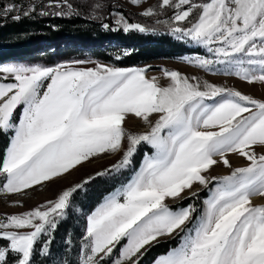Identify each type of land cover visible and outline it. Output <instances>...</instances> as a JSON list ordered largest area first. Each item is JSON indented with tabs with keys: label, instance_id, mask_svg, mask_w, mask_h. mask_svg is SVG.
Returning a JSON list of instances; mask_svg holds the SVG:
<instances>
[{
	"label": "snow or ice",
	"instance_id": "1",
	"mask_svg": "<svg viewBox=\"0 0 264 264\" xmlns=\"http://www.w3.org/2000/svg\"><path fill=\"white\" fill-rule=\"evenodd\" d=\"M130 2L140 7L146 0ZM46 7L59 10L40 15L80 14L69 0ZM103 7L97 0L89 18L100 19L97 10ZM167 9L174 11L171 19L157 22L213 56L186 62L205 71L224 65L225 75L264 84V0H160L159 9L149 7L142 15L154 17ZM36 10L34 0L29 5L9 2L0 7V19L19 21ZM111 15L117 17L116 27L103 23L104 30L147 31L119 13ZM146 71L103 65L87 70L71 65L0 68L4 79L14 77V82L0 83V132L13 133L0 162V194L22 193L92 157L115 154L127 140L121 161L107 170L119 171L131 164L144 142L154 155L146 156L133 179L88 216L81 264H104L117 246L111 264H140L146 246L177 230L183 233L179 247L155 264H264V205L253 204L254 197L264 198V154L256 151L264 150V100L206 81L193 83L176 71H164L171 82L162 87L156 77L146 78ZM129 115L145 124L155 116L156 122L149 132L134 134L125 128ZM229 153H238L249 165L219 180L204 214L183 227L195 209L173 210L166 198L180 197L194 183L207 185L203 173L218 163L216 157L231 167ZM82 187L21 215L0 217V240L7 242L0 245V264H34V253L49 255L51 234L65 217L73 192ZM45 236L49 239L37 249Z\"/></svg>",
	"mask_w": 264,
	"mask_h": 264
},
{
	"label": "rangeland",
	"instance_id": "2",
	"mask_svg": "<svg viewBox=\"0 0 264 264\" xmlns=\"http://www.w3.org/2000/svg\"><path fill=\"white\" fill-rule=\"evenodd\" d=\"M30 1L31 3L33 2V0ZM43 1L47 2L46 5H48L50 2H57L56 0H34L35 4H39ZM196 2L203 3V2H207V0H196ZM159 3L160 0H146V3H143L142 6L137 7L136 5H133L130 2V0H113L112 4L114 5L113 6L114 9L109 12L107 17L111 19L112 22L110 25L112 27H116L115 21L117 19V17L111 15V13L113 12L123 15L125 20L128 23H132V24H140L144 26L143 23L138 22V19H141L142 21H146V23L154 22L156 24H161L158 23L157 21L170 20L171 17L174 15L173 10L171 9L161 10L160 14L154 17H145L142 15V12L149 7L159 9ZM120 9L123 10L125 9L128 12L129 16L126 17L120 11ZM129 19H134L136 21L131 22ZM189 19L191 20L192 17H190ZM163 25L166 26L165 28H169L167 25L165 24ZM182 26L189 27L190 23L182 22ZM145 28L147 29V31L144 33L138 31H129L128 33H125L123 30H119L122 31V34L124 36L125 35L128 36L129 39L133 36H138L141 39L144 38V41L139 44H137L138 43L137 41H131V40H129L128 43L115 42L114 44H111L112 48L116 50V54L117 55L119 54L117 59H120L122 55L125 54L127 55L136 51L144 52L148 48L150 49L151 47L156 46L157 42L153 41L150 43L149 42L150 40H147L148 37H152L159 40L162 36H166L167 38L171 39V41L175 42L178 47H182L184 49L183 51L185 52L176 51L175 53H173L168 48L167 52L168 51L171 52L169 54L165 53L159 56H154L152 60L141 62L138 65L125 66V67L117 66L111 63L101 61L95 57V54L91 50V48H84L81 47L80 45H77L75 47L77 50L73 52L74 54L71 57H66L65 55H63V53L54 51V49L51 50L52 51L51 53H48L40 48H36L35 50L30 51V53H25L22 56L18 55L15 57H11L7 55L9 51L8 49H10L9 47H15V46L18 47V45L20 44H24L28 42L30 43L32 41L33 39L31 37L32 34L29 35L25 34L19 36L15 35L12 37L9 36L4 37V41L0 43V54L3 56L0 58V68L8 67V66H40V67L55 68L60 65H71L72 67L78 70H87V69H94L98 65H103L106 67L124 68V69H129V68L146 69L147 70L146 78L151 79L152 77H156L158 83L162 87H167L171 82L169 78L165 77L164 71L165 70L169 72L176 71L179 72L182 76L188 77L190 80H192L193 83L199 81L203 85V83L206 81L210 84L219 87L230 88L236 91H240L241 93L252 96L253 98L258 100H264V84H261L259 82L249 84L239 79L235 75H225L224 65H216L212 71H205L204 69L195 67L192 64L186 62L188 59L194 57H203V58L212 59L213 58L212 54L208 52V50L205 47L201 45H197L189 40L177 39L175 36L170 34V29H168V31L161 32V31H157L155 26L152 28H147V27ZM33 34L37 40L40 39L41 37H45L42 36V34H38V33H33ZM36 45L41 46L38 43ZM60 47L62 50L74 49V45L72 44H61ZM78 62H82V63H78ZM3 77H4V73L0 72V83L14 82V77L9 76L7 79H4ZM193 78H195V80H193ZM208 103H213V102L208 101ZM20 113H21V108H18L16 110V113L14 114V120H16L17 122ZM151 120H152L151 124H145L139 118L129 115L125 122V128L129 132H132L134 134H144L149 132L151 130V127L154 126L156 122V117L155 116L152 117ZM212 130H217V129H212ZM8 135H9V144H10V136L13 135V133L10 132L8 133ZM127 146H128V142L127 140H125L123 147L119 152L115 154L104 153L99 156L92 157L89 160L83 162L82 164L77 165L75 168L70 170L68 173H65L63 176L56 177L51 181H46L43 184L34 186L33 188L27 189L22 193L0 194V217L10 216V215H21L25 212L34 210L40 205L47 204L49 201L55 202L64 191L74 188L77 185H83L82 188H77V190L73 192V195L70 198V206L66 210L68 211L70 207L74 206L73 210L76 209L78 213V217H80L79 218L80 219L79 228H81L80 237H78L76 240L77 242L76 246L71 239L67 240V243L68 241H71L70 244L68 243L69 246L67 248V251L73 253L77 264H81V258L83 255L82 246L84 243H86V241L84 240V236L86 235L88 216H90L105 201L107 197H109L111 194L115 193L117 190L121 189L123 186L129 183L136 175V173L140 171L146 156H152L155 153V149H153L147 143L142 142L140 145L136 147V151L131 158L130 165H128L125 168H122L119 171H107L112 169L113 165H116L121 161L124 151H126L127 149ZM148 147H150L152 151L150 153L144 152L140 167L138 169H134L133 167H134L135 158L139 155V151L140 150L145 151V149H147ZM256 151L258 154H264V150H261L260 148H257ZM5 154H6V150H5ZM227 158L230 161L231 167H226L222 163L221 158L216 157L218 163L213 167H211L207 172L203 173V175L208 181L207 185L194 183L192 188L185 189V191L181 194L180 197L176 199L166 198L165 204H167L168 207L173 210L187 208L189 207V205H191L195 209V211L192 214L191 221L183 227L185 228L191 227V224L196 220H198V218L204 214L207 207L206 202L212 197L213 193L215 192L219 180H221L223 177L230 176L236 168L247 167L249 165V161L244 157L240 156L238 153H229L227 155ZM106 171H107L106 175L103 176L98 175V173H103ZM126 171H130L131 176H129L130 178L128 180L124 181V173ZM117 177L122 179L124 183L122 185L118 184L120 185L118 188L113 190L110 194L104 196L102 201L99 204H97L93 210L91 211L79 210L77 209L78 208L77 204L75 203L72 204L73 199L75 198L74 194L78 190L84 193L86 191L85 188L87 184L91 180L96 178H101L106 181L107 180L120 181V179ZM85 181L88 182L85 183ZM117 181H115L114 184H117ZM3 182H4L3 177H0V184H2ZM253 204L256 206L264 205V198L254 197ZM182 235L183 233L180 230H177V232L173 233L172 236L170 237L165 236L159 238L157 242H153L152 245L146 246V249L148 250V248L154 246L157 243L166 242L170 240H178L180 245ZM123 243L124 241H121V244ZM179 245L177 247H179ZM76 248H77V253H76ZM146 251L142 250L143 253ZM118 252H119V246H117L116 249L114 250L113 256L107 259L108 264H111L112 259L116 255H118ZM155 261L153 262V264H155ZM59 264H64V263L63 261H61Z\"/></svg>",
	"mask_w": 264,
	"mask_h": 264
},
{
	"label": "trees",
	"instance_id": "3",
	"mask_svg": "<svg viewBox=\"0 0 264 264\" xmlns=\"http://www.w3.org/2000/svg\"><path fill=\"white\" fill-rule=\"evenodd\" d=\"M57 1V0H56ZM9 2L21 3L24 5H29L30 0H0V7L7 5ZM74 7L79 9L80 14L74 16H55V15H40L41 11H58L59 9H49L46 7L47 2L43 1L39 4H36L37 10L32 13L30 17H22L19 21H15L9 18L0 19V43L4 41V37L9 36H19V35H29L32 34V41L29 43H24L18 45V47H9L8 54L11 57L22 56L25 53H30V51L40 48L48 53H51L52 49L57 52L63 53L66 57H71L77 45H80L84 48H91L94 52L95 57L101 61L111 63L117 66H134L138 65L141 62L149 61L154 58V56H159L165 53H175L176 51H183L182 47H178L177 44L166 36H162L159 40L148 37L149 42L156 41L157 45L148 48L146 51H136L130 54H125L117 59L119 54H116V50L112 48L111 44L115 42L128 43L129 40L137 41L139 43L144 41V38L141 39L138 36H133L130 39L128 36H124L122 31H110L103 30L102 24L108 23L111 24V19L107 17L109 12L114 9L112 4L113 0H102L104 7L100 10H97V15L100 19H91L89 18L92 13V6L97 2V0H69ZM120 11L128 17V12L124 9ZM131 22H135L134 19H129ZM138 22L143 23L147 28L156 27L157 31L165 32L169 28H165L162 23L156 24L154 22L142 21L138 19ZM33 33L42 34L40 39H36ZM34 36V37H33ZM36 42V43H35ZM41 46H37L36 44ZM61 44H72L74 49L62 50ZM36 45V46H35ZM170 49L171 52H167V49ZM185 52V51H183ZM182 52V53H183ZM3 57L0 54V58ZM9 145V135L0 132V162H2L5 154V150ZM152 149L148 147L145 151L140 150L139 155L135 158L134 169L140 167L143 153H150ZM130 171L124 173V181L128 180L131 176ZM119 178V177H117ZM120 179V178H119ZM114 181L104 180L101 178H96L91 180L86 188L85 192L78 190L74 195L72 204H77V209L83 211H91L94 207L99 204L103 197L110 194L113 190L118 188L124 183L122 179L117 181V184H114ZM120 184V185H118ZM81 192V193H80ZM74 206L70 207L66 211L64 218L59 219L57 227L53 230L51 234V244L49 245V255L42 256L39 252L34 253L33 261L34 264H59L63 261L64 264H77L73 253L68 252V243L67 240L71 239L75 246L77 244L76 240L80 237L81 228H79L80 217ZM49 237H42L37 249L43 247L45 241ZM7 242L0 240V245H5ZM179 245L178 240H170L166 242L157 243L154 246L148 248L144 252L143 256L140 259V264H153V262L162 255L168 254L173 248H176ZM73 252V251H72ZM77 253V248H76ZM73 262V263H72ZM108 264V260L104 262Z\"/></svg>",
	"mask_w": 264,
	"mask_h": 264
}]
</instances>
